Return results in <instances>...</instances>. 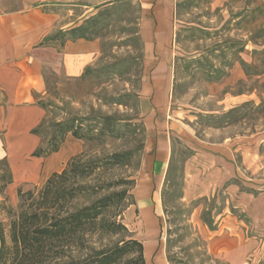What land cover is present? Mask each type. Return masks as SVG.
Returning <instances> with one entry per match:
<instances>
[{
	"label": "rangeland",
	"instance_id": "1",
	"mask_svg": "<svg viewBox=\"0 0 264 264\" xmlns=\"http://www.w3.org/2000/svg\"><path fill=\"white\" fill-rule=\"evenodd\" d=\"M54 3L61 4L52 9L57 28L45 42L95 40L97 54L77 76L43 69L45 90L36 96L42 113L30 129L38 139L39 162L28 154L29 164L15 167V185L8 188L13 176L0 160V226L6 243L12 220L37 206L32 199L20 205L17 191H34L38 199L47 178L73 157L90 168L84 187L49 215L125 192L106 213L116 214L130 232L85 235L75 257L124 237L139 240L144 233L146 238L131 205L154 133L169 146V161L163 182L154 188L158 209L151 264L159 254L164 264H230L240 259V251L233 256L228 251L237 247L245 248L249 264H264V0H173L167 23L157 20L146 34L140 0ZM74 4L95 6L74 9ZM151 36L152 41L144 40ZM149 43L156 69L145 74ZM147 75L152 83L165 82L152 122L164 127L147 124L151 106L142 97ZM68 126L80 137L64 133Z\"/></svg>",
	"mask_w": 264,
	"mask_h": 264
},
{
	"label": "crops",
	"instance_id": "2",
	"mask_svg": "<svg viewBox=\"0 0 264 264\" xmlns=\"http://www.w3.org/2000/svg\"><path fill=\"white\" fill-rule=\"evenodd\" d=\"M57 1L60 0H0V160H6L13 176L8 188L15 185V167L19 166L20 170L29 164V160L26 159L28 154L31 153V157L39 162L40 157L32 155L38 146V139L30 129L42 113L36 104V96L43 94L45 90L43 69L51 68L56 72L77 76L94 61L97 54L95 40L68 39L58 46L56 43L45 42L57 28L56 14L52 11L54 7L61 6L54 3ZM140 2L144 4L145 10L142 18V25L146 27H144L145 34L149 26L154 25L157 20L161 19V23H167L170 15H167L166 11L173 4V0H140ZM74 5V9L82 6L86 10L95 6V4ZM161 10H165L162 15ZM154 13L156 18H153ZM157 23L159 24V21ZM144 40L150 42L152 36L145 37ZM151 45V43L146 44L145 74L155 72L156 69ZM164 86L165 82L161 84L159 79L150 82L148 75L143 80V101L151 106L146 122L152 128H155V125L164 127V124L158 120H156L158 124H152L160 103L164 100ZM161 140L157 141L154 133L147 140L145 152L149 162L144 165L146 173H143L144 175L137 181L135 201L131 205L134 211L138 210L137 224L146 231V238L143 237L144 233L142 238H138L143 243L145 264L152 263L151 250L155 242H152L156 233L154 211H157L158 206L153 197L154 188L163 182L169 161V146ZM25 162L27 164L21 165ZM228 251L232 252V256L241 252L240 259L237 261L233 258L230 264L250 263L243 258L245 248L241 250L237 247ZM156 263L164 264L161 254L157 256Z\"/></svg>",
	"mask_w": 264,
	"mask_h": 264
},
{
	"label": "trees",
	"instance_id": "3",
	"mask_svg": "<svg viewBox=\"0 0 264 264\" xmlns=\"http://www.w3.org/2000/svg\"><path fill=\"white\" fill-rule=\"evenodd\" d=\"M66 131H71L74 137H80L72 127L68 126L64 133ZM56 149L57 146L52 151ZM32 155L41 156V152L34 151ZM89 169L80 158L73 157L65 168L60 172H53L47 178L36 193L38 199L33 197L34 191H17L21 199L20 205L25 200L32 199L37 206L30 213L27 210L21 211L12 220L10 244L6 243L0 226V264H145L143 244L132 237L121 238L111 245L97 249L92 248L82 256L75 257L73 252L82 251L86 242L85 235L96 233L110 237L130 233L114 217L116 214L106 213L110 205L123 201L125 192H111L74 210L49 215L51 208L63 201L67 203V200L79 194L84 187L82 180L88 175ZM115 198L116 200H112ZM41 215L43 219L39 221ZM76 245L79 247L72 249Z\"/></svg>",
	"mask_w": 264,
	"mask_h": 264
}]
</instances>
